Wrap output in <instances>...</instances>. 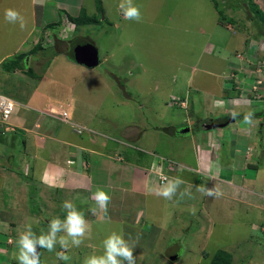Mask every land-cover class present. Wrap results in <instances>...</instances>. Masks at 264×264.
Wrapping results in <instances>:
<instances>
[{"label":"crops","instance_id":"0c3cea01","mask_svg":"<svg viewBox=\"0 0 264 264\" xmlns=\"http://www.w3.org/2000/svg\"><path fill=\"white\" fill-rule=\"evenodd\" d=\"M99 1L101 10L97 5ZM99 1L91 0L95 7L90 10L85 6L86 0H22L24 5L20 6H24L27 9L28 6L32 8L30 35L38 27L44 29L52 27L55 23L65 24L66 18L71 22H76L74 35H77L76 32H80L85 26H100L103 22L112 21L118 25V28L126 26L130 28L126 30L128 33H133L131 28L136 29L137 32L148 33L149 28H137V23L159 26V23L154 21L157 18V9L162 10L160 4L157 3L158 0H135L138 6L147 8L150 5L151 8V16L142 14L140 22L124 19L118 9L119 0ZM201 2L202 0L198 4H201ZM211 2L213 3L212 0ZM255 2L264 12V0H260V2L255 0ZM186 4L180 15L184 19L182 29L186 30L190 29L191 26H196L200 33L206 31L205 27L202 26L204 19L203 7L198 13L200 7L197 4L189 5L190 10L188 11L186 10ZM213 6L216 11L214 3ZM2 9L4 8H0V11ZM84 9L85 11H90L89 15L93 18V15L99 11L101 20L94 18L95 21L85 22L86 17L84 16L81 18V24L78 23L76 19L81 17ZM21 13L27 20L26 14H28V11L27 13L21 11ZM192 14L196 15L188 18ZM192 20L199 22V24L195 23L192 25V22H194ZM25 22L26 26H28L29 21ZM210 23L213 28H210L211 37L203 43L204 54L194 52V58L191 57V60L194 61L195 58L196 60L189 74L187 67H182L174 75L177 80L189 81L192 76L197 79L196 72L198 71L197 68H199L198 62L201 56L205 54L217 56V48L221 43L218 39L222 37L225 31H228L227 38L231 43L228 50L234 56L228 59L227 62L221 63L222 67L217 69H215L217 67L215 62L206 60L204 68L208 73L222 78L216 90H211L217 94L226 93L225 98H231L233 102V107L228 110L236 111L239 115L233 122L228 124H225V119L216 120L210 116L207 118L199 117L197 124L193 125V127L196 126L198 132L195 136L193 135L194 138L187 144L188 148L180 147L179 153L172 158L168 157L169 154H159L156 151L158 146L153 147L152 143L159 140L153 138V136H151V142H147L152 144V147H148V145L138 146L132 140L133 136L126 135V131L125 135L118 139L117 136L107 137L101 131L97 134L94 131L97 129L96 127L90 130L94 132L93 135H100V138H103L102 140H94L92 144H87V141L85 144L74 141L76 139L74 136L77 133L70 123L56 116L40 114V111L47 110L49 107L61 108L68 113L73 109L77 117L69 114L70 119L73 120V117L77 118L84 125V129H87L86 124L90 121V118L85 115L86 112L88 115V104L77 103L73 93L70 91L47 92L38 90L37 86L40 82L43 83V80L51 77L49 74L51 65L46 70L45 76L40 77L42 80L33 85V90L23 92L22 88L18 87L17 90L13 91L14 89H8L10 85L6 86L3 84L0 86V90L5 93L8 92L13 98H16L14 95L19 92L21 94L20 98L16 99L22 104L17 107L16 110L18 111L10 119V125L14 124L16 126L18 134L10 136L11 145L7 141L4 142L5 145L0 144L1 152H3L2 155L0 154V233L8 234L6 242L9 246L15 245L16 237L14 234L18 235V231L25 224L32 223L35 229L36 225L42 224L43 221L47 224L50 220L44 218L45 214L42 212L35 213L31 208H15L14 204L18 203L17 200L22 193H27L33 189L34 194L36 192L35 196L40 200L44 191L51 194H57L61 191L67 195H84L87 199L94 201L92 193L97 187H101L111 197L107 216H104L100 211L92 212L90 207L81 209L84 210L85 218L88 215L89 219H98L102 222L118 225L127 235L126 239L130 236L135 238L137 233H139L140 238L137 247L134 249L135 264H151L159 249H164L168 241L178 240L177 238L180 236H184L186 249L189 252L191 250L187 245L188 241L198 240L199 238L204 240L211 237L212 244L215 245L207 251H211L214 254L220 248L227 249L232 258L228 264H237L239 257L244 256V254L249 256L250 253L253 254L254 258L248 264H264V234L259 229L264 227V122L261 123V115L258 113L254 114L251 125L243 123V114L252 111L250 107L252 100L245 99L252 97L251 95L258 91L259 86L263 85L264 75L262 78L258 75L264 73V70L255 73L261 79L260 83L257 79L251 78L250 74H248L251 71L245 70L247 66L244 65V57L249 55L251 48V42L247 34V32H250V20L245 18L244 23H239L237 19L231 23L228 21L222 23L220 19H216L214 22L210 21ZM258 23L261 25L259 21ZM16 25L19 24L17 23ZM256 27L258 28L257 25ZM48 31L41 32L34 45H37L36 42L40 41L44 33L48 44L51 43L49 37L52 34L54 35V32L50 31V29ZM54 42L52 43L53 45L51 44L53 49L55 47ZM24 44H20L17 50L4 55L0 64L2 65L4 60L11 61L20 56L16 55ZM51 46L49 44V47ZM33 49L34 47H31L28 50L29 53L25 52L22 63L24 65L23 69L13 62L15 67H8L6 69L7 72L11 71L12 74V72H16L19 69V73L24 74L22 70H26L29 65L35 72L33 66L40 63L42 54L32 53ZM245 50H248L247 55L244 53ZM51 55V64L56 63L59 60L58 56L62 55L68 56V62L71 65H73L72 62L76 61L73 53L69 52L58 51L51 53ZM54 65L52 66L54 67ZM61 65L58 66L59 70L56 72L66 73L70 70V67L66 64L61 63ZM230 75H233L234 79H238L241 82L243 89L242 87H237L235 90H228L224 87L225 78ZM199 78V83H196L194 87H190L191 97L193 95L192 92L197 96L196 92H202L201 88L211 85L213 81L202 76ZM59 85L61 87L65 86L62 83H59ZM255 86L257 90L253 91ZM83 87L85 86L83 85ZM181 88L183 86L178 84L176 86L178 92L173 91L170 97H180V94L184 91ZM211 90L206 89L202 94L211 95ZM261 90H263V92L261 91V96L256 97H264V87ZM242 91L247 92V96L243 97L241 95ZM49 93L52 94L50 95ZM38 95L57 97V100L51 99L49 102L39 103L38 100L33 99ZM216 97L220 106H222V100L225 98L218 95ZM196 99L200 100L201 98L194 96V100L190 99L191 105L196 102ZM41 104H44L45 107H41ZM143 107L144 105L141 108ZM204 123H212L216 126L210 129H203ZM259 123H261V130L257 133L261 137L259 148H262V150L254 147L255 145L258 146L256 140L259 136H256V126ZM219 124L225 125L220 126ZM192 134L193 132L190 133L191 137ZM19 135L22 140H19ZM15 141H19L18 145L14 143ZM7 145H10V147H5ZM2 146L5 147V150H3L4 147ZM21 146L24 147V151L20 149ZM137 146L140 148L139 150H137ZM8 148L10 151H8ZM244 151V162H242L240 154ZM11 155L14 161L19 162L18 169H12L11 166L15 162L8 161V156ZM158 156L175 161L176 167L168 169L165 166L163 170L170 175V178L180 177L183 180L176 195L171 200H165L156 195V188L159 186L160 181L158 176L153 171H150V168L152 163L158 161ZM30 157L35 159L33 166L28 162ZM146 157L150 161L145 162L144 159ZM260 161L263 163L259 164ZM26 162L27 165L25 164ZM177 164L180 165L181 170H177ZM114 177L121 178V180L117 181ZM207 188L218 189L222 195L209 197L202 191V189ZM181 193L186 194L181 196ZM47 196L46 202L50 203L49 208L52 210V200L56 197ZM191 209H195V214L190 211ZM48 214L53 215L54 213L49 212ZM163 227H165L164 234ZM110 230L114 231L112 226ZM152 231L157 232V234L158 231H161L162 240L167 234L165 242L156 249H154V245L159 239L156 240L153 237ZM203 234L205 235L203 236ZM142 236L143 239H141ZM141 245L147 247V253L144 254L143 249L146 248L141 247ZM3 252H9V250L0 247V255ZM141 256L143 259L140 258ZM144 260H146L145 263ZM242 264H245V261Z\"/></svg>","mask_w":264,"mask_h":264},{"label":"rangeland","instance_id":"374dc122","mask_svg":"<svg viewBox=\"0 0 264 264\" xmlns=\"http://www.w3.org/2000/svg\"><path fill=\"white\" fill-rule=\"evenodd\" d=\"M200 1L201 0H158L157 3L160 4L162 10L157 9V18H155L154 21H157L159 26H148L145 23L136 24L137 28H149L150 30H148V33L141 31L137 32V30L133 28H131L133 33H128L126 30L130 28H127V26L118 28V25L112 21L116 26L112 22H103L100 26H85L82 28L83 30L76 32L77 35L73 34L74 31L72 34L70 32L60 33L58 29L65 25L63 24L62 26L57 23L53 24L52 27H46L44 29L38 27L30 35L29 30L32 25L31 6H28V9L24 6H20L24 5L22 0H0V8H4L0 11V63L3 60L4 55L17 50L20 44L22 45L24 43L25 44L21 47L16 56L25 54V52L29 53L28 50H30L31 47H34L32 53L37 52V54H42L40 63L33 66L37 78H33L35 76L31 75L26 70H22L24 74H20L19 69H17V71L15 70L16 72H12V74L11 71L7 72L6 69L8 67H15V65L13 64V60H4L2 65L0 64V86L3 84L6 86L10 85L8 89H14L13 91H15V89L17 90L18 87H21L23 92L33 90V85L42 80L40 77L45 76L46 70L49 65H51L49 71L51 77L43 80V83L40 82L37 86L38 90H44L47 92L70 91L73 93V97L77 103L88 104L89 116L87 115V112L85 115L90 118V121L86 124L87 129H84V125H82L77 118L75 119L77 114L73 109H71V112L69 113L66 111V122L70 123L73 126L74 131L77 133V135L74 136V138H76L74 141L81 144H85L87 141V144H92L94 140H102L103 138H100V135H93L94 132H91L90 130L96 127L97 129L94 131L97 134L101 131L102 133L104 132L107 137L117 136L118 139L123 137L126 131V135L133 136L132 140L136 142L138 146H158L156 151L159 154H169L168 157H175L174 155L179 153V148H188L187 144L197 134L198 129L196 126L193 127V125L197 124L199 117L207 118L210 116L216 120L226 119L227 114L231 111L228 109L233 107L232 99L225 98L226 93L217 94L211 90H216L217 85L222 81V78L208 73L204 68V62L206 60L215 62V65L217 66L215 69H217L222 67L221 63L227 62L228 59H231L234 56L228 50L231 46V43L227 38V34H229L228 31H225L224 34L221 33L222 37L218 39L221 43L217 48V56L213 54H205L204 56H201L198 62L199 68H197L198 71L196 72L197 79L192 76L189 81L177 80L174 75L177 74L178 69L182 67H187L188 74L190 73L191 67H193L196 60L195 58V60L192 61L191 57L194 58V52L204 54L202 49L203 43L211 37L210 28L212 25L210 21L214 22L216 19H221L219 10L215 11L211 0H202L201 4H198ZM218 1V8L223 10V15L226 16V20L223 21L224 23H226L227 20L231 23L232 17L237 19L239 23H244L245 18L249 20L252 16L264 25V20L254 8L257 5L255 0H247L246 2H244V0H233L234 4L243 7H239L237 10L231 8V0ZM258 2H260V0H258ZM185 3H187V11L190 10L189 5L191 4H197L198 7H200L198 13L203 7L202 11L204 19L202 26L205 27L206 31L200 33V30L196 26H191L190 29L186 30L182 29V22L184 19L182 16L180 17V15L185 7ZM85 6L88 10L95 7L91 0H86ZM139 7L141 14L151 16L150 5L147 8L142 6ZM6 8H14L20 13L21 11L27 13L28 11V14H26L27 20H25L29 21L28 26L22 30L19 25L8 23L4 17ZM88 10L85 11L84 9L81 14L82 17H86L85 22L91 21V19L94 18H97L99 21L101 20L99 18V11L93 15V18L89 15L90 11ZM175 13H177V15H175ZM195 15L192 14L188 16V18ZM195 20H192L194 21L192 22V25L195 23L199 24V22H195ZM249 24L250 32H247V34L251 42V48L249 50V55L244 57V65L247 66V69L245 70H253L255 72L258 69L259 64H264V36L260 35L261 31H258V28L253 25L254 23L250 21ZM48 29L54 32L55 36L52 34L49 39L51 42L50 46L55 41V50L53 49V46L49 47L48 41L44 36L37 43L38 47L34 45L35 40L40 37L41 32H49ZM62 36L66 38L62 39ZM85 40H91L99 48L101 54L100 65L96 67H87L76 61L72 62L73 65H71L68 62V56L66 57L65 55L58 56L59 60L54 63L55 65L53 63L51 64V53L58 51L72 53L71 48ZM247 51L248 50L244 51L246 55ZM109 56L111 57L109 58ZM61 63L70 67V70L66 73L56 72L59 70L58 66H62ZM52 65H54V67ZM261 70H264V66ZM254 72H248V74H250L253 79H259ZM263 75L264 73L259 74L261 78ZM200 76L213 81L211 85L203 86L201 88L202 92H196L197 96L192 92L195 97L201 99H196V102L191 105L190 99L194 100V96L192 95L191 97L190 87H194L196 86V83H199ZM59 83L64 84L67 87V90L65 86L61 87ZM178 84H181L183 86L181 89H184L180 94V97L187 98V104L185 102L182 103L183 106L186 105L185 108L180 107V105L173 100V96L170 97V94L173 91L178 92L176 89ZM83 85L85 87H83ZM257 86L259 85L257 84ZM260 87L263 88L264 83L259 86L258 91H256L257 93L254 92L255 94L251 95L252 97L245 100H252L250 106L251 110L254 114L259 113L261 115L260 121L262 123L264 122V97H256L259 95L261 96L263 92ZM206 89H210L212 94H202ZM0 91V93L3 92L2 90ZM6 94H8V92ZM49 94L51 95L52 93ZM20 95L19 92H16L14 96L20 98ZM217 95L225 98L222 100V106H216L215 102L218 101L216 97ZM33 99L38 100L39 103H43L49 102L51 99L56 101L57 97L52 98L48 95H38ZM142 105H144L143 108H141ZM41 107H45V105L41 104ZM62 110L63 109L59 108V111ZM17 111L18 110L15 109L13 114ZM69 114L75 116L73 117V120L70 119ZM191 122H193V124H191ZM261 123L256 126V136H259V138L256 140L258 146H254L256 149L260 150H262V148H259V145H261V137L257 132L261 130ZM187 124H190V132H193L192 137L190 132H180L182 128L189 127ZM17 134L16 126L14 124L9 125L8 128L0 127V144H4V142L7 141V143L11 145L12 140L10 139V136ZM151 136L159 141H154L155 144L152 143L153 145L148 144L151 142ZM19 140H22L20 135ZM18 142L19 141H15L14 143L17 144ZM10 145L5 147H10ZM5 147L3 150H5ZM23 148L24 147L21 146L20 149L24 151ZM139 149L140 148L138 147L137 150ZM8 151H10L9 148ZM0 154H3L1 148ZM244 156L245 151L240 154L242 162H244ZM147 157L144 159L145 162L152 159L149 157L150 159L148 160ZM8 161L15 162V164L11 166L12 169L15 170L19 168V162L14 161L12 155L8 156ZM34 161L35 159L33 157H30L28 160L32 166ZM262 163V161L259 162V164ZM25 164L27 165V162ZM114 178H116L117 181L119 179L121 180V178L118 177ZM35 194L33 189L27 193H22L17 200L18 203L14 204V207L31 208L35 213L42 212L45 214L44 218L49 220L57 215L61 218L64 217L65 213L62 209V203L66 199L72 200L83 212L84 210L81 208H93L95 206L94 201L87 199L84 195H67L65 192L62 193L61 191L57 194H51L44 191L41 194L40 201ZM47 195L56 197L52 200V210L49 208L50 203L46 202ZM49 212L54 214L49 215ZM86 219L91 225L90 233L86 236L80 247L71 248L68 253L71 256V259L67 264H83V260L87 255L92 252L99 253L102 250V240L111 232V226L115 231L122 232L125 238L127 236L124 231L114 223L109 224L108 222H102L98 219H89L88 215ZM40 228H47L45 221H43L42 224L36 225L34 230L39 232ZM162 229L164 234L165 227ZM151 234H153V237L156 238V240L159 239L158 241L155 240L156 243L154 249L161 246V244L167 239L166 234L164 240H162L161 231H158V234L157 232L152 231ZM204 235L205 234H203V236ZM14 236L17 240V234H14ZM7 237L8 234L0 233V247L9 250V252H3V254L0 255V262L2 261L1 264H11L13 261H16V242L14 246H9L6 242ZM141 239H143V236ZM184 243L186 244V242ZM175 244L177 243L175 242ZM187 245L190 247L191 252L185 250V257L183 258V261L180 262L181 264H208L213 253L211 251L207 252V250L215 245L212 244L211 237L204 240L200 238L198 240H192L188 242ZM141 247H144V245H141ZM144 248H146L143 249L145 254L147 253V247ZM40 250V264H64V262L58 260L55 254V251H60L59 245L56 246V250L53 252H48L46 249ZM203 253H205V256ZM140 258L143 259L142 256ZM145 261L146 260H144V263ZM243 261L244 260L241 256L236 263L242 264ZM166 264H170V261H167Z\"/></svg>","mask_w":264,"mask_h":264},{"label":"clouds","instance_id":"9594fccd","mask_svg":"<svg viewBox=\"0 0 264 264\" xmlns=\"http://www.w3.org/2000/svg\"><path fill=\"white\" fill-rule=\"evenodd\" d=\"M118 9L123 15L125 20L136 21V22H140L142 20L140 7L135 3V0H119ZM4 17L8 23L11 24L18 23L22 30L26 27L24 16L14 8H7L5 10ZM61 25L63 26V24ZM72 26L73 27H71V29L62 31V29L59 28L58 31L60 33L70 32L72 34V32L75 31L76 24L72 22ZM44 37H46L45 33H44ZM61 38L64 39L66 37L62 36ZM83 42H91L92 44H94L91 40H85ZM75 47L76 46L71 48L72 53ZM99 55H100V63H101L100 50H99ZM100 63L98 65H100ZM225 81H224V87L226 89L228 90L236 89L235 87H233L232 89L227 88ZM1 94H4L12 98L18 103L15 109H17V107L22 105L16 98L11 97L10 94L8 95L4 92H2ZM172 98L175 97L173 96ZM176 98L187 104L186 98L185 99H182L181 97H176ZM175 102L177 103L178 101ZM215 103L216 106H220L218 101ZM180 107L185 108L186 105ZM51 109H55V107H51V108L49 107L47 110H42L40 111V114H49L60 118L58 114L49 113ZM228 115H227V119H228ZM230 115L232 116L233 119H235L239 115V113L233 111L230 113ZM253 116L254 113L252 111H248L244 113L243 123L246 125H251L253 123ZM227 119L225 121H227ZM193 122H191V124H193ZM206 124L208 123H204V127H203L204 129ZM9 125H10V120L7 124H4L3 126L0 127L8 128ZM187 126L190 127V124H187ZM190 131H191V127H190ZM182 183L183 180L180 177H173L170 179L166 177H162L161 183L156 188V195L164 198L165 200H171L176 195L177 190ZM202 191H204L205 194L209 197H219L220 195H222V193L215 188L202 189ZM185 194L186 193H181V196ZM92 198L94 200L95 206L90 210L94 213L100 211L101 213H103L104 216H107L108 205L111 200V197L108 194V192L101 187H97L94 193H92ZM62 209L64 210L65 213L64 217L61 218L59 215L52 217L48 221L46 229L40 228L39 232H37L34 230L32 223H27L18 231L17 240H16L17 262L13 261L12 263L40 264V249H46L48 252H53L56 250V246L59 245L60 251H55L56 257L58 258L59 261H62L64 262V264H67V262L71 259V256L68 254L69 251L73 247L78 248L81 246L86 236L90 233L91 225L89 221L85 218L84 212L81 211L72 200L69 199L64 200L62 203ZM190 211L193 214H195V209H191ZM139 238H140L139 233H137L135 238H132L130 236L129 238L126 239L122 232L115 230L111 231L102 240V250L99 253L92 252L91 254L87 255L83 260V264H135L134 249L137 247ZM177 257H179L178 252L170 249L167 258L175 260Z\"/></svg>","mask_w":264,"mask_h":264},{"label":"trees","instance_id":"16d2710c","mask_svg":"<svg viewBox=\"0 0 264 264\" xmlns=\"http://www.w3.org/2000/svg\"><path fill=\"white\" fill-rule=\"evenodd\" d=\"M212 1H213L214 5H215L216 9L219 10V13L221 14L220 21L222 23H224L223 21L226 20L225 19L226 16L223 15V10L218 8L219 1L218 0H212ZM231 1H232L231 8H233L235 10L239 9V7L243 8L242 6H238V4L237 5L234 4L233 0H231ZM246 1L247 0H244V2H246ZM98 7L100 8V10L102 9L101 6H100V1L98 3ZM254 8H255V10H257V12L259 13L260 17L264 20V12H263V10L258 5H256ZM81 18H82V16L80 18H77L76 21L78 23H80L81 22ZM92 20H94V19H91V21ZM234 20H236V19L232 17L231 18V22L234 21ZM249 20L252 23H254L253 25L255 27H256V25L258 26V29H260V31H261L260 35L264 36V25L261 24L263 27L261 25H259L258 20L256 18H253L252 16H251V18ZM255 22H256V24H255ZM74 23L76 24V22H74ZM78 23H77V25H78ZM36 46L38 47V45H36ZM23 58H24V54L18 56L16 59H12V60L18 67H21V69H23L24 68V65L22 64L23 63ZM26 71H28L31 75L37 77V75L35 74V72H33V69L31 68L30 65L26 68ZM259 229H261V231L263 232L262 234H264V227L263 228H259ZM177 239L178 240L174 239L176 241H174V240H171L170 242L168 241V243H167V245H166V247L164 249H162V248L159 249L158 252H157V256L155 258H153L151 264H166L167 261H170V264H181L180 262L183 261V258L185 257L184 256L185 250H187V249H186V245L184 243L185 242L184 236H180ZM175 242L177 244H175ZM188 242H190V241H188ZM170 249L178 252V256L179 257H177L175 260L167 258V255H168V252H169ZM203 254L205 255V253H203ZM252 256H253L252 253H250L249 256H248V254H244V256L242 255V258L245 261V264H248L250 261L253 260L254 256L253 257ZM230 259H232L231 255H230V252L227 249H225V248H223V249L220 248L213 254V256H212L211 260L208 262V264H228V262L231 261Z\"/></svg>","mask_w":264,"mask_h":264},{"label":"built area","instance_id":"2783aa9c","mask_svg":"<svg viewBox=\"0 0 264 264\" xmlns=\"http://www.w3.org/2000/svg\"><path fill=\"white\" fill-rule=\"evenodd\" d=\"M64 25L65 26L61 27L62 31L67 30V29H71L72 22L70 20L66 19ZM263 66H264V64H259L258 69L255 72L253 70H251L250 73L261 72L262 71L261 68ZM257 81L260 83L261 79H257ZM225 84H226V87L229 89H232L233 87H236V88L242 87V89H243L241 82L238 79H234L233 75L226 77ZM254 89H256V86L254 87ZM246 95H247V93L243 91L242 96H246ZM176 99H177L176 97L173 98V100L178 101L177 103L180 106H183L182 105L183 102L180 101L179 99H177V100ZM17 105H18V103L15 100H13L12 98L0 93V126H3L4 124H7L9 122L11 115L13 114ZM49 113L58 114L62 120L67 121V118H66L67 112L64 110L59 111V109L55 108V109H51ZM165 166H166V168L170 169V168L176 167V164L169 159L159 157L158 161L152 163V165H151V171H153L154 174H156L158 176L160 183H161L162 177H166V178L170 179V175L165 173L163 170L165 168ZM179 169L181 170L180 165L177 164V170H179Z\"/></svg>","mask_w":264,"mask_h":264},{"label":"water","instance_id":"95a60500","mask_svg":"<svg viewBox=\"0 0 264 264\" xmlns=\"http://www.w3.org/2000/svg\"><path fill=\"white\" fill-rule=\"evenodd\" d=\"M74 58L75 60L88 67H95L100 63V55L98 48L92 44L91 42H82L78 44L74 48ZM235 119L229 114L228 119L225 124L233 122ZM225 124H219L220 126H224ZM216 125L212 123H208L205 125V129H210L211 127H215ZM190 131V127H185L181 129V133H186ZM17 264V263H12Z\"/></svg>","mask_w":264,"mask_h":264},{"label":"flooded vegetation","instance_id":"af4514ba","mask_svg":"<svg viewBox=\"0 0 264 264\" xmlns=\"http://www.w3.org/2000/svg\"><path fill=\"white\" fill-rule=\"evenodd\" d=\"M226 119H227V116H226ZM226 119H225V120H226Z\"/></svg>","mask_w":264,"mask_h":264},{"label":"bare ground","instance_id":"6f19581e","mask_svg":"<svg viewBox=\"0 0 264 264\" xmlns=\"http://www.w3.org/2000/svg\"><path fill=\"white\" fill-rule=\"evenodd\" d=\"M256 91V90H255ZM253 92V91H252Z\"/></svg>","mask_w":264,"mask_h":264}]
</instances>
